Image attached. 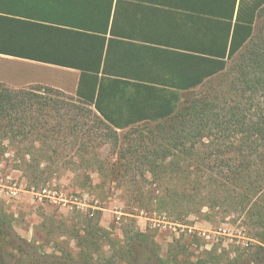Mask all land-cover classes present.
Instances as JSON below:
<instances>
[{
  "label": "trees",
  "instance_id": "trees-1",
  "mask_svg": "<svg viewBox=\"0 0 264 264\" xmlns=\"http://www.w3.org/2000/svg\"><path fill=\"white\" fill-rule=\"evenodd\" d=\"M216 29L222 40L211 41L210 48L201 47L197 41V52L205 56L188 57L190 69L183 74L184 86L205 85L225 73L227 60L239 56V76L227 92L194 98L180 109L182 93L192 89L115 88L113 80L83 73L77 97L72 100L102 122L116 144L120 142L117 130L141 123L158 124L156 130H149V137L142 135L139 143L121 147L116 163L97 169L113 184L122 176L126 180L137 175L144 183H133L132 179V191L145 194L144 186L150 184L159 192L150 195V190L148 196L134 197L132 204L140 210L168 214L179 222L204 209L209 215L224 208L239 213L252 228V238L261 245L240 257L242 261L237 264H264V37L252 43L253 19L248 25L225 24ZM56 95L64 93L40 86L16 90L0 85V139L25 144L35 137L49 147L43 156L58 158L57 150H51L50 145L61 141L63 129L54 127L40 133L48 122L36 123L32 115L59 110L63 104L54 99ZM165 120L172 122L165 125ZM17 153L30 168L31 183H37L48 167L43 168L30 150L21 153L18 149ZM2 219L0 249L5 241L12 243L19 252L16 264H63V260L68 264H95L101 258L103 264H182L184 256V246L178 244L171 245L166 259L162 258L145 233L124 237L122 242L112 239L109 231L99 227V219L88 215L62 231L61 236L75 242L76 259L65 249H59L58 256H39ZM107 247L114 253L110 257H104Z\"/></svg>",
  "mask_w": 264,
  "mask_h": 264
},
{
  "label": "rangeland",
  "instance_id": "rangeland-1",
  "mask_svg": "<svg viewBox=\"0 0 264 264\" xmlns=\"http://www.w3.org/2000/svg\"><path fill=\"white\" fill-rule=\"evenodd\" d=\"M254 34L252 43H258L264 37L263 19L256 26ZM238 63L239 56L227 60L224 74L192 92L182 93L180 109L194 98H209L220 91L227 92L239 76ZM6 84L9 82H0V85ZM23 87L20 88L39 86ZM54 99L63 104L59 110L52 113L47 110L40 115L34 112L32 115L36 123L48 122L45 128L39 129L40 133L54 127L63 129L61 141L50 145L51 150H57L58 158L50 160L51 154L43 156V151H48V145L43 146L35 137H30L25 144H11L7 139H0V184L3 185L0 188V217L19 240L37 250L39 256H58L61 253L59 249H65L76 259L78 249L75 242L69 236L61 235L62 231L70 229L85 215L98 218L99 227L109 231L112 239L121 242L124 237L145 233L151 237L164 259L171 245H183L182 264H196L198 261L237 264L239 260L242 261L240 257L255 252L257 245H261L252 238V228L244 223L243 216L225 208L215 210L211 215L207 209L202 213L193 212L182 222L165 213L138 209L137 204H132V198L148 196L150 190V195H158L159 192L150 184H145V194L132 191V179L133 183H144V179L137 175H131L126 180L122 176L113 184L106 179V174H99L97 169L101 165L107 167L116 163V153L121 147L126 149L130 143H139L137 140L142 139V135L149 137V130H156L158 124L141 123L117 130L120 142L116 144L102 122L90 115L81 104L73 103V96L64 93V96L56 95ZM171 122L165 120L163 124L169 125ZM18 149L21 153L32 151L42 167H48L37 183H31L30 168L21 160ZM26 161H30V158L27 157ZM146 177L150 180L149 175ZM14 186L18 189L15 196L8 188ZM13 247L12 243L5 241L0 249L2 264H16L19 252ZM113 254L112 250L105 248L104 257ZM103 262L101 258L95 264ZM63 264L68 263L63 260Z\"/></svg>",
  "mask_w": 264,
  "mask_h": 264
},
{
  "label": "crops",
  "instance_id": "crops-1",
  "mask_svg": "<svg viewBox=\"0 0 264 264\" xmlns=\"http://www.w3.org/2000/svg\"><path fill=\"white\" fill-rule=\"evenodd\" d=\"M250 19L255 31L264 0H0V82L77 97L84 73L115 88L194 90L183 74L205 56L197 41L210 48L218 25Z\"/></svg>",
  "mask_w": 264,
  "mask_h": 264
},
{
  "label": "built area",
  "instance_id": "built-area-1",
  "mask_svg": "<svg viewBox=\"0 0 264 264\" xmlns=\"http://www.w3.org/2000/svg\"><path fill=\"white\" fill-rule=\"evenodd\" d=\"M0 188H3V185L2 184H0ZM9 188V190H10V193L13 195V196H15L16 195V193H17V191H18V189L14 186V187H8Z\"/></svg>",
  "mask_w": 264,
  "mask_h": 264
}]
</instances>
